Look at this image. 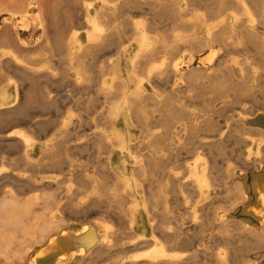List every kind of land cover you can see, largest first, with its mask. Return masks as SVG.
Masks as SVG:
<instances>
[{"label":"bare ground","instance_id":"obj_1","mask_svg":"<svg viewBox=\"0 0 264 264\" xmlns=\"http://www.w3.org/2000/svg\"><path fill=\"white\" fill-rule=\"evenodd\" d=\"M37 3L26 0L22 11H13L12 2H0V15L8 14L0 22V42L22 53L0 51V118L26 114L23 106L32 99L27 85L35 87L39 78L88 82V61L110 48L99 67L102 103L93 118L108 128L89 142L95 151L84 153L88 143L77 141L85 121L80 116L53 119L49 129L44 119L29 120L30 131L1 126L0 148L20 146L18 160L40 171L25 175L0 165V180L24 189L0 196L1 264H264V33L255 25L264 0H71L81 15L79 28L65 14L68 33L51 25L52 36L40 2L32 19L43 39L31 47L16 15L28 28ZM137 9L149 19H134L129 12ZM167 20L169 27L159 30ZM246 41L253 58L225 59ZM53 52L64 53L59 77L52 65L35 69L32 61L33 54ZM7 54L5 63L20 81L2 76ZM36 98L55 102L50 91ZM228 147L237 155V172L225 173L219 164ZM182 153L193 160L184 161L186 173L179 175ZM10 157L2 155L1 163ZM84 187L87 196H81ZM180 205L193 218L186 227L177 223ZM91 208L100 215L92 223L67 221L66 213L85 216ZM239 240L250 243L237 247ZM139 245L148 248L118 256Z\"/></svg>","mask_w":264,"mask_h":264},{"label":"rangeland","instance_id":"obj_2","mask_svg":"<svg viewBox=\"0 0 264 264\" xmlns=\"http://www.w3.org/2000/svg\"><path fill=\"white\" fill-rule=\"evenodd\" d=\"M8 1H9V3H8ZM31 1H34L36 3L38 2V3L35 6H32L31 7V16H30L29 20H27L28 21V24H29L28 28H23L24 25H25L24 23H26L24 21H26V20H24V21L19 20L20 15L19 14L16 15V17L18 18V20H16L17 23H18V27H20L21 28V31L24 33L23 36L26 39V41L28 42V45L29 46L34 47L37 43H39L41 41V38L43 39V37H42V31H43V29H41L39 27V25L37 24V22L34 19H32L34 13L36 11H38L40 9V7H41L42 10H44V12L46 11L44 13V14H47V16L45 15V18H49V19H45V23H46L45 25H46V28H47L46 30L49 29L48 30V33L49 34L51 32H55L56 29L59 30L61 32V34L63 33V35L64 34L66 35L68 33L69 27L67 26V23L65 22L64 17H62L65 14L72 16L71 18H73V21L75 22L74 24L79 28V22H80L81 15L78 14L74 10V8H73V6L71 4V0H37V1L36 0H31ZM0 2H1V0H0ZM11 2H12V5L13 6L10 5ZM40 2H42V3L40 5V7H39L38 4ZM2 3H4L5 5H7L8 7L11 6L10 9H12L13 11H22L24 9L23 6H25L24 4H26V0H14V2H13V0H2ZM200 5H199V7H200ZM37 6L39 7V9H38ZM45 6H46V8H45ZM251 6L252 7L253 6L255 7V5H251ZM47 10H49V11H47ZM51 11H53L52 12L53 14L49 13ZM254 11H255V8H254ZM256 12L257 11H255V13ZM129 14L131 16L135 17L134 19H136V20H138V19H146V18L149 19V17H150V15L145 10H142V9L132 10V11L129 12ZM6 15H8V14H5L4 13V14H1L0 15V22L1 21L4 22L3 19H4V17ZM53 15L56 16V20L53 21L54 23H52V16ZM256 15H257L256 16L257 20L255 21V25H257L258 30L261 33H264V32H262V31H264V16H260L259 13H257ZM58 16L61 18L62 21L60 20V18ZM167 22H168V20L164 22V23H166L165 26H163V25L160 26L159 30H164L167 27H169L167 25ZM48 23H49V25H48ZM58 25H59V27L56 28ZM50 26H51V28H53V29L56 28V29L53 30V29L50 28ZM50 30H51V32H50ZM126 31H127V33H129L130 32V29L129 28H126ZM53 34H50V35L52 36ZM11 43L12 42H10V41L2 42L0 44V47H2V48H0V51L2 50V51L9 52L7 50V48H8L9 50L11 49L10 51H13V50L16 51V53L21 57L22 53H19V51H17L15 45L12 43L14 45V46H12ZM109 51H110V48H106V49L99 50L96 54H94L92 56L93 58L88 61V62H91L92 63V67L94 69V71H93L92 68H91V70H89V73L91 71L92 72L89 74L90 81L88 79L87 80L88 82H83V83H79V84H76L75 85L74 83H72V80L70 81V77H69L68 80L71 83L68 82V81L52 82V81H48L46 78L43 77V78H39V81H38L39 84L35 85V87H32L30 84L27 85V88L26 89H28V88L30 89V93L29 94L32 95V99L29 100L28 102H26L24 104V106H23L24 109L26 110V114H23V115H15V117L14 116H10V117L5 118L3 120H2V118H0V131H1V129H3V127L6 130H10V129L14 128L15 130L30 131V128H31L29 126L30 125V122H33L34 120H39V119H41V120H43V119L44 120H50V124L47 126L48 129H49L51 127V121L53 119L55 121H58V118L61 119L63 117V115L69 114V115H71L73 117L74 120H76V118L79 119V116H80V118L81 119L83 118L86 121V123L84 121V125H82L80 127L79 131L80 130L81 131H80L79 134H77V136H78L77 141L78 142H84V143L87 142L88 143V144L86 143L87 144L86 145V148L83 149V152L84 153H88V152L89 153H92V151L94 152L95 151L94 150V146L93 145H92V147L89 146L90 143L93 140V135L95 133L102 132V129H104V128H108V125L106 123H104L102 120L97 119L98 122H96V121L94 122L93 118H96V115H97L96 110L99 107V105H101V103H102V100L100 98L98 99V97L100 96L99 95L100 93H99V91L96 90L98 88V85L97 84H98L99 79L102 78V77H104V75L101 76V73L99 71V67H100V65H102V62L104 60H107L108 59L107 57L111 53ZM246 55H249L250 58H253L256 55L255 54V49L253 47V44H251V42H248V41H246L240 47H238L237 50L236 49H233V48L231 50H229V52H228L227 56L225 57V59H227V61H230L232 59L233 60L234 59L241 60ZM33 56L34 57H33V60L32 61H33V64H34L35 69L49 70L46 67V65H52L55 68V70L53 71V73H55V75H56L55 77H59L60 76L59 71L62 68L60 67V62L58 61V59L64 57V53H57V52L55 53V52H53V54H50V53L48 54L47 53V54H45L43 56H38V55L33 54ZM9 57H10L9 54L3 56V61H4V63H3L4 65L3 66L5 68L3 67V69H2V73H3L2 76H4L5 78H7L10 75V77L12 79L20 81L19 73H17L18 71L15 70L14 68H12L11 66L9 67L5 63L6 59H8ZM4 72H5V74H4ZM7 74H8V76H7ZM5 78H3V79H5ZM83 84H86V85H83ZM43 90L50 91V95L51 96H54V98H55L54 101L55 102L52 103L54 106H52V104H49L48 101H46L44 103V102H42V101H40V100H38L36 98L41 92H43ZM20 93H21L20 94L21 96L24 95V91L23 92H20ZM56 100H58V101L56 102ZM197 109L198 108H195L194 111H197ZM236 113H237V108H234L233 110H231V112H229L230 115H233V114H236ZM28 114H29V116H28ZM34 118H36V119H34ZM220 119H222V118H220ZM29 120H30V122H29ZM54 120L52 121V124L55 123ZM13 124H15V126ZM6 125H8V126H6ZM11 125H12V127H11ZM1 126H3V127H1ZM91 136H92V139H90L91 141L90 140L88 141V139ZM18 147H16V148L15 147H13V148L12 147H10V148H7V147L0 148V159H1L2 155L4 157H10V155H11L10 158H8V159L6 158L7 160H9V161H6L7 163H5V162L4 163H1V161H0V165H3L4 164V166H6V167L10 166V167H8V169H9L8 171L11 172V170H12V171H14L13 173L20 172V170H21L20 173H23L25 175H29L31 172L32 173H37V172L40 173V171H37L35 169L33 170L32 168L28 167L27 165H24L22 162H20V160H18L19 157H20V155H21L20 146H18ZM230 149L231 148L228 147L227 148V151L224 153L223 157L225 159L222 158V157H220V160H221V158H222V160L219 161V164L221 165V168L223 167L225 173H228L227 170L225 171V169H227V168H233V169L236 168V170H234V171L237 172V165L235 166V164H237V157H235V156H237V155L234 154V152H231ZM36 151H37V149H36ZM232 153H233V155L231 156ZM185 154L189 157V159H191L193 157V156H189V155H191L190 153H188V154L187 153H182V154H180L178 156L179 158H184V156H185V159L181 162V164L178 165V174L179 175H183L182 173H184V174L186 173V171L184 169L185 166L183 165V167H182V164L185 163L186 161L187 162H191L193 160V159L189 160L188 157ZM192 155H194V154H192ZM16 157H17V159H16ZM178 157H176V158H178ZM186 158L188 160H186ZM226 158H228V160H231L232 162L231 161L228 162ZM223 159H224V161H223ZM225 161L227 162V164H226ZM233 162L235 164H233ZM5 164H7V165H5ZM225 164H226V168H224ZM222 165H224V166H222ZM17 169H18V171H17ZM46 171H48V170H45V171L42 170L41 173L46 172ZM49 172H54V170H49ZM224 172H222V173L224 174ZM0 183H1L0 184V196L2 195V193H3V191L5 189H12L13 188L12 190H14V188H15V191H17V192H21L22 190H24V189L21 190L22 187H19L18 186V183L16 181H14V180H11V179H1L0 180ZM76 183L78 184L77 181H74L73 184L71 185V187L72 188L77 187ZM3 187H4V189H3ZM24 187L26 188V186H24ZM85 189H86V187H84L81 196H87V195H89L90 188H87L88 190H86V191H85ZM61 190H62V194H63V189H61ZM194 196H195L194 194L191 195L192 201L194 199L196 201V199H197V197L195 198ZM95 209L96 208H94V209L91 208L90 213L92 212V214H90L88 212L85 216L82 215V214H80V215L79 214H74V215L71 216L70 214L66 213L67 214V217H68L67 218V221L73 220L75 222L79 221L78 222L79 224H83V223L90 224V223L93 222L94 218H95V220H97L100 217V215H97V213H95V211H96ZM176 214L178 215V217L180 216L179 219H178V221H177V223L179 225H181L182 227H186V226H188V225H190L192 223V219L193 218H192V216L190 214V209L189 210H184V207L182 205H180V206L177 207V213ZM82 216H84V217L87 216V218L84 219V217H82ZM125 238H126V240H125ZM124 241H128V238L127 237H124ZM249 243H250L249 241L239 240V241H237V244L239 245V246L237 245V247H242L244 244H249ZM146 246L147 245H144V246L143 245H139L138 247L137 246L136 247L135 246L134 247L133 246L132 247H127V248L125 247V249L123 248V250H122V248H120L122 250V252H120L121 254H119V253H117V254H119L118 256L125 255L123 257L126 258L127 256L129 257V256H131V255H133L135 253H139V252L141 253V251H143V252L146 251V249L148 248V246L147 247ZM177 247H178L177 249L179 251H183V249H184V246L183 245H180V246H177ZM120 249H118V250L121 251ZM132 249H133V251H132ZM125 251H126V253H125ZM7 261L13 263L16 260H11L10 259V260H7ZM104 261H102V262H104ZM109 261L111 262V264H113L110 259H107L106 260L107 263L105 262L104 264H110ZM102 262H100L99 264H103ZM1 263H2V261L0 260V264ZM91 264H93V263H91Z\"/></svg>","mask_w":264,"mask_h":264}]
</instances>
